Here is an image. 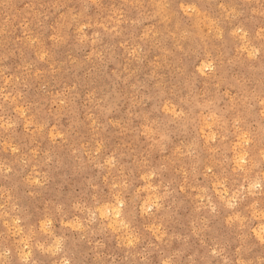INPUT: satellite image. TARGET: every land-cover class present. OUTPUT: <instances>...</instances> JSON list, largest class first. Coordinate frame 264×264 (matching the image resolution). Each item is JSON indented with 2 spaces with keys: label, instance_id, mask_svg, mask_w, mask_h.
I'll return each mask as SVG.
<instances>
[{
  "label": "clouds",
  "instance_id": "clouds-1",
  "mask_svg": "<svg viewBox=\"0 0 264 264\" xmlns=\"http://www.w3.org/2000/svg\"><path fill=\"white\" fill-rule=\"evenodd\" d=\"M0 264H264V0H0Z\"/></svg>",
  "mask_w": 264,
  "mask_h": 264
}]
</instances>
